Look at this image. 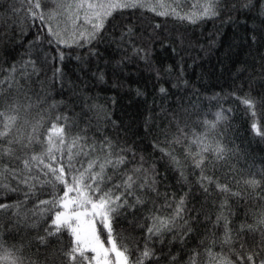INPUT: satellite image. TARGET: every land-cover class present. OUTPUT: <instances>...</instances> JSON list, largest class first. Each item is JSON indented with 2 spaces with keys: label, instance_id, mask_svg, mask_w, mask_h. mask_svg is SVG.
Segmentation results:
<instances>
[{
  "label": "snow or ice",
  "instance_id": "obj_1",
  "mask_svg": "<svg viewBox=\"0 0 264 264\" xmlns=\"http://www.w3.org/2000/svg\"><path fill=\"white\" fill-rule=\"evenodd\" d=\"M19 5H10L13 13L22 10L21 18L11 22L19 24V36L7 39L27 47L19 60L0 66V193L16 194L10 203L0 201V264H264V212L254 222L245 220L235 227L226 200L213 218L203 207H189L187 194L168 202L164 193L161 207L172 211L161 214L155 206L162 195L155 166L105 131L102 120L108 117L103 106L74 81L66 82L61 67L71 55L84 75L90 73L101 84L108 72L118 81L127 65L138 60L158 79L162 71L170 73L171 66L157 68L151 60V45L163 35L157 31L161 25H150L151 33H141L131 13L114 15L125 10L147 9L190 24L222 14L231 20L233 13H243L254 22L248 29L250 43L264 46V0H193L191 4L187 0H19ZM5 39L0 35V43ZM105 41L115 45L120 59L107 70L93 68L88 57L98 52L91 45ZM69 48H87V54L64 51ZM259 66L264 78V55ZM117 81L111 86L117 87ZM53 91L59 98H53ZM158 91L168 94L163 85ZM136 94L144 93L137 89ZM231 95L253 117L258 103L264 101L250 92ZM193 97L188 107L194 109L199 96L194 92ZM229 112L221 107L213 120L202 121L203 132L188 131L187 122L181 125L174 116L176 134L169 144L183 146V162L174 148L154 146L169 158L181 182H187L184 165L188 162L200 170L197 183L205 193L215 183L219 192L242 198L244 192L215 182L205 172L209 164L226 162L230 153L235 154L224 143L226 131H217L228 121ZM110 123L115 127V121ZM251 129L264 137V128L255 120ZM241 183L249 195L259 189L261 194L255 198L264 199V170L249 169L247 176L237 180ZM122 221L132 230L143 229L131 245L125 242L123 230H117ZM201 225L204 237L198 234ZM217 228L222 232L218 234ZM194 237L199 243L190 247ZM216 245L219 252L214 251Z\"/></svg>",
  "mask_w": 264,
  "mask_h": 264
},
{
  "label": "trees",
  "instance_id": "obj_2",
  "mask_svg": "<svg viewBox=\"0 0 264 264\" xmlns=\"http://www.w3.org/2000/svg\"><path fill=\"white\" fill-rule=\"evenodd\" d=\"M149 2L155 3V0ZM164 2L171 3L172 0ZM192 2L193 0H187L188 4ZM12 3L20 6L19 0H0V35L6 37L4 42L0 43V66L5 68L13 60H19L27 47H21L18 41L8 42L7 38L19 36V24L13 25L11 22L22 16V10L20 14L10 10ZM130 13L141 33L144 30L151 33L153 29L150 25H161L157 31L163 35L151 45V60L155 67L167 69L171 66L172 71H162L158 79L155 72L149 71L147 65L138 60L127 65L118 81L117 77L108 72L106 82L101 84L96 82L90 73L84 75L80 71V62L69 55L61 66L65 81H74L84 94L103 106V111L108 117V121L102 120L106 132L119 139L121 144L131 147L138 158L142 156L149 165L155 166L158 173L156 178L160 181L157 188L162 194L156 198L155 206L160 208L161 214L166 215L172 211L171 208L161 207L165 203L164 193H167L168 202H172L173 197L178 199L187 194L189 207H203V211L213 218L221 201L226 200L233 212L230 217L233 226L238 227L245 220L254 222L256 216L264 212V199L255 198L261 194L260 190L257 189L249 195L242 183L237 184V180L248 175L249 169L255 172L264 170V137L255 135L251 129L254 120L264 128V78L260 75L259 66V57L264 55V46L250 43L251 32L248 29L254 26V22L243 13H233L231 20L227 14H222L219 18L201 20L196 24L182 22L173 17L157 16L147 9L125 10L114 15L129 16ZM161 39L164 40L163 45L160 43ZM91 47L98 52V56L88 57L93 68L99 66L107 70L109 64L115 66L116 61L120 59L121 54L115 45L110 46L107 41L94 42ZM173 48L176 49L175 52L172 51ZM64 51L81 56L87 54V48H69ZM254 64L255 71L252 69ZM55 66V63L51 65L53 68ZM114 81H117V87L111 86ZM161 85L168 89L166 97L158 91ZM137 89L144 94L137 96ZM194 92L199 96V102L193 109L188 105L194 98ZM233 92L238 96L250 92L258 101H262L257 105L255 117L231 95ZM64 95L67 97V90ZM52 96L54 99L59 98L56 91H53ZM221 107L231 109V112L228 113L226 124H221L217 131H226L223 136L224 143L235 150V154L230 153V159L226 162L209 164L205 172L215 182L227 184L234 191L244 192L242 198L219 192L215 183L209 184V191L205 193L197 183L200 170L193 169L188 162L184 165L187 182H181L169 158L154 146L159 145L168 150L174 148L175 154L183 162V146L169 144L176 134L174 116L179 119L181 125L187 122L188 131L203 132L201 122L213 120ZM110 121H115V127L111 126ZM15 199L16 194L0 193V201L10 203ZM145 207L151 208L152 205ZM208 226L211 228L210 223ZM97 228L100 229L99 224ZM117 230H123L121 234L129 245L133 238L140 237L143 232L141 228L132 230L127 221H122ZM215 231L219 234L222 229L217 228ZM198 234L205 236L204 225L200 226ZM106 235V231L102 232L101 239L105 240ZM207 242L205 238V243ZM197 243L199 241L194 237L189 246ZM159 247L161 246L157 245V248ZM214 251H220L219 245L215 246Z\"/></svg>",
  "mask_w": 264,
  "mask_h": 264
}]
</instances>
